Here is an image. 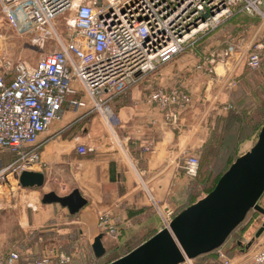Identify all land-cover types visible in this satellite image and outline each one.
Wrapping results in <instances>:
<instances>
[{
	"label": "built area",
	"instance_id": "2783aa9c",
	"mask_svg": "<svg viewBox=\"0 0 264 264\" xmlns=\"http://www.w3.org/2000/svg\"><path fill=\"white\" fill-rule=\"evenodd\" d=\"M262 2L0 0L1 23L22 37L47 30L53 33L54 22L63 15L68 17L66 41L59 44V49L44 53L33 67L18 72L16 68L5 69L0 62V211L13 206L18 198L15 195L22 188L20 174L40 169L38 139L65 106L78 112L90 102L89 110L100 111L108 123L113 116L107 106H101L105 95L119 86L136 83L156 65L168 63L188 40L214 30L230 17L234 7L260 15ZM227 49L219 60L234 50ZM262 49L264 46L257 45L245 53L243 65L250 70L259 69ZM212 56L206 60L211 74L215 72L211 69L215 55ZM148 102L168 111L167 118L175 122L174 109L186 106L189 98L176 90L166 93L157 88ZM103 110L109 111L110 117ZM76 152L84 155L87 149L78 146ZM197 167V157L189 156L184 167L186 174L194 177ZM97 231L110 238L118 236L112 213H100ZM249 242L245 248L254 247L252 255L246 252L241 257L244 261H239L218 251L220 264H264V244L252 242L248 246ZM60 259L65 261L63 255ZM0 264H51V260L46 257L23 263L18 252L10 251L0 257Z\"/></svg>",
	"mask_w": 264,
	"mask_h": 264
},
{
	"label": "crops",
	"instance_id": "0c3cea01",
	"mask_svg": "<svg viewBox=\"0 0 264 264\" xmlns=\"http://www.w3.org/2000/svg\"><path fill=\"white\" fill-rule=\"evenodd\" d=\"M209 50L213 51L212 48ZM212 54L209 51H197L194 56L196 64L200 62L204 64ZM215 70V73L219 72L218 68ZM222 74L206 77L193 73L196 77L188 76L191 83L188 82L190 83L188 85L185 81L183 91L191 96V101L181 109H174L175 122L167 118L168 111L148 102L149 95L157 88L163 89L166 93L177 88L176 85L172 87L171 84H167L166 79L165 81L160 78L149 79L148 73L136 83L119 86L112 93L105 95L102 103L108 106L114 116L115 132L110 129L102 114L98 115L108 131L111 130L115 145L106 137L99 140L94 138L95 128H90L94 121L89 115L85 122V118H81V122L87 123V126L81 127L82 136L74 134L73 125L64 129L65 124L63 125L62 120L71 112L65 106L57 121H54L48 131L38 139L40 164L38 172L44 175L46 181L43 187L35 189L38 193L42 190V193H39L38 207L28 218L30 228L43 233L66 229L67 235L72 224L79 228L78 222L83 233L95 236L97 214L109 211L116 218L119 229V238L115 239L117 240L115 243L125 248L128 246L127 241L130 242L126 238H129L128 234L134 237L138 230L130 233L131 223L143 211L155 208L157 213L160 211L166 213L165 217L169 211L179 215L206 197L229 168L219 176L212 190L204 192L199 188L198 180L200 181L201 176L198 174V167L194 177L186 174L184 167L189 156L198 157L209 147L212 135L219 133L222 121L229 115L231 109L226 107L231 106L234 91L232 84L226 88L225 82L229 75L223 77ZM86 108L88 111L89 106ZM110 112H107L108 117ZM71 114L72 120L76 119L73 112ZM77 146L85 147L87 152L79 155L76 152ZM225 152L220 150L217 154ZM52 172L60 175L59 177L66 180V183L58 182V185L54 186L50 184L47 178L50 179ZM74 189H77L86 200V205L75 215H70L67 209L57 204H41V197L45 193L54 192L59 196H65ZM34 193L36 196L37 193ZM32 204L34 206V203ZM256 217L251 220L249 228L247 227L248 229L241 234L245 243L234 240L230 246L226 239L217 249L187 261L188 264H197L195 262L197 260L204 263L207 261L208 264H220L214 257L215 252L222 250L229 257L244 261L241 257L249 252L245 248L246 243L252 240L259 227L264 224V215L258 214ZM58 219H62L61 229L56 228ZM48 226L52 229L48 230ZM82 231L77 229L76 232L82 236ZM4 235L0 234V257L4 256L2 238ZM261 235L253 242L264 244ZM238 242L243 245L240 247Z\"/></svg>",
	"mask_w": 264,
	"mask_h": 264
},
{
	"label": "rangeland",
	"instance_id": "374dc122",
	"mask_svg": "<svg viewBox=\"0 0 264 264\" xmlns=\"http://www.w3.org/2000/svg\"><path fill=\"white\" fill-rule=\"evenodd\" d=\"M259 11L261 12L260 15L257 13L249 14L242 11L241 6L234 7L232 9V15L220 22L214 30L205 32L194 39L188 40L178 55L168 63L156 65L155 69L149 72V79L160 78L163 81L166 79L167 84H171L172 87L176 85L177 88H175V90L182 92L183 95L189 98L187 104L190 103L191 96L183 90L185 81L191 83V79L190 77L188 78V76L196 77L193 73H198L206 77H212L219 73L222 74V72L223 77L229 75L230 80L228 78L225 84L226 88L232 84V89L234 91L232 96L234 108L239 111H244L245 113L247 112V120L251 121V127L254 125L256 128L253 132H250L251 135L248 137H246L248 135L247 132L243 136L234 137L233 139H231L230 136L231 141L227 144L223 143L222 145L221 152L226 151L224 154H218L216 157H209L207 155L203 158L204 170L202 169V174L200 172L201 178L200 181L198 180V183L199 188H202L204 192L214 188L219 176L227 170L238 157L254 148L259 131L262 125H264V66H261V68L259 67L257 70H250L246 64L245 66L243 65L245 53L253 51L257 45L264 46V2H262V5L259 7ZM67 18V16L63 15L54 22L53 33L47 30V32L43 31L37 36L33 33L32 35L23 37L9 29L6 25H3L0 19V62L5 66V69L10 70L16 68L18 72H21L27 67H33L44 53L59 49V44L66 41ZM228 47L234 48L232 54L230 52L228 57L219 60L220 57H223L221 52L228 50ZM211 48L213 51L209 50ZM198 50L209 51L215 55L211 69L215 70L218 68V73H215L216 70L213 74L208 72V61H204V64L203 62L196 64L197 60L194 56L196 54L195 51L197 52ZM262 52H264V49L261 51V54H264ZM262 62H264V58H262ZM190 83H188V85ZM218 85L220 84L218 83ZM223 87L225 91V86ZM223 94H225V92ZM88 106V109H91L90 104ZM101 106L104 107L107 105ZM254 106L258 107L257 110L254 109ZM230 107H232V105ZM86 111L87 108H81L78 112L71 111L70 114L68 113L67 118L62 120L63 125L65 124L64 129L71 128L73 125L75 128V130H72L74 134L82 136L81 127L87 126V123L84 122L87 121V115H89L94 121L92 126L89 125L91 129L95 128L94 138L99 140L101 137H106L112 142L114 138L111 130L108 131L105 123L100 119L98 115L100 111L98 112L96 109ZM72 112L76 117L74 120H72ZM83 117L85 120L81 122V118ZM113 117L112 119H108V124L111 127L110 129L114 131V129H116V122H114ZM55 121H57V119ZM254 121L257 122L253 123ZM218 137L223 138L220 134ZM112 143L115 145L114 141ZM231 151H234V154H231ZM194 157L197 156L194 155ZM199 158L201 159V156L197 157L198 161ZM52 173L50 179L47 178L50 184L54 186L58 185V182L66 183V180L59 177L60 175L58 176L56 173ZM34 192L37 193L36 196ZM39 193L41 194L42 190H40ZM39 193L35 191V189L21 188L15 195L18 196V198L14 202V205L0 211V234H5L2 237L4 243V256L10 251H16L20 255L21 262H29V260L39 261L49 257L51 264H110L145 244L151 235H156L160 231L168 229L170 222L177 216L169 211L167 217H165L166 213L162 211L157 213L155 208L154 210L151 208L150 210L143 211L131 223L130 233L133 232V230H138L135 232L134 237H132L133 235L130 236L131 234H128L129 238L126 237L127 240H130V242L127 241V247L123 248L117 246L115 243L117 240L115 239L119 238L118 236L116 238H110L106 235H102L101 243L105 253L102 256L103 258L97 261L98 258H95L91 250V245L94 238L99 235L98 231L95 236L87 235V233H83L82 226L77 222L79 228L72 224L70 230L67 232L69 237L74 235L72 242H70L65 233L66 229L58 230L50 234H42L30 228L31 226H29L28 218L31 216L32 212H34L33 210L38 207L37 203L40 199ZM32 203H34V206ZM256 204L264 208V192L257 198ZM28 208H30V210L27 211ZM258 214L259 213L252 209L248 211L244 220L233 230L232 234L228 236L226 243L231 246L234 240L244 242L241 234L249 228L248 226L252 223L251 220L256 219V215ZM97 215L98 218L100 213ZM62 217H64V215ZM260 218H262V216H260ZM145 222L147 224H145ZM56 223V228L61 229L63 225L61 224L62 219H58ZM141 226L143 227L139 229ZM75 227L76 230L74 229ZM47 229L49 230L52 228L48 226ZM77 229L82 231V236L76 232ZM261 236L262 239H264V233H262ZM247 250H249L248 254L252 255L254 247L248 248ZM221 253L225 254L223 250ZM61 255L65 258L64 262H61ZM225 255L228 257L227 254ZM214 259H218V252H215ZM195 262H197V264H208L207 261L206 263H204V261L198 262V260ZM185 264H188V262Z\"/></svg>",
	"mask_w": 264,
	"mask_h": 264
},
{
	"label": "water",
	"instance_id": "95a60500",
	"mask_svg": "<svg viewBox=\"0 0 264 264\" xmlns=\"http://www.w3.org/2000/svg\"><path fill=\"white\" fill-rule=\"evenodd\" d=\"M44 175L24 171L19 184L24 189L44 185ZM264 192V125L257 142L249 152L240 156L218 180L215 188L203 199L177 215L168 229L160 231L145 244L110 264H182L220 247L230 233L244 220L251 209L264 215V208L256 204ZM41 204H57L77 214L86 200L77 189L68 195L54 192L42 195ZM264 233L262 224L248 246ZM102 234L96 236L91 250L96 258L104 255Z\"/></svg>",
	"mask_w": 264,
	"mask_h": 264
},
{
	"label": "trees",
	"instance_id": "16d2710c",
	"mask_svg": "<svg viewBox=\"0 0 264 264\" xmlns=\"http://www.w3.org/2000/svg\"><path fill=\"white\" fill-rule=\"evenodd\" d=\"M198 51H201V50H198ZM195 53H196V51H195ZM262 53H264V52H262ZM262 58H264V54H261L260 68H261V66H264V62H262ZM230 103L232 105L231 110L229 111V115H228L227 119L225 121H222V124L220 125L221 127L219 129V133L218 134L214 133L212 135V137L208 143L209 147H207L205 150H203L201 152V155H200L201 159L199 158V161H198V170H199L198 174L199 175H200V172L202 174V172L204 170L203 158H205L207 155L209 157H211V156L216 157V155H218L217 153L221 150L223 143L227 144L234 137H241L246 132L248 134L246 137H248L251 135L250 132H253V130L256 129L254 127V125H252V127H251V121L247 120L248 113L247 112L245 113L244 111H239L238 109L234 108L233 101H231ZM257 108H258L257 106H254V109L257 110ZM256 122L257 121H254L253 123H256ZM248 130H251V131H248ZM219 134L222 135L223 138L218 137ZM230 136H231V139H230ZM230 153L234 154V151H231ZM35 232H39V231H35ZM40 233L43 234V232H40ZM45 234H50V233L46 232ZM73 238L74 237H72V236L67 237L68 241H70V242H72ZM73 242H74V240H73ZM102 258L103 257L98 258L97 261L101 260ZM32 261H34V260H32ZM29 262H31V260H29ZM23 263H28V262H23Z\"/></svg>",
	"mask_w": 264,
	"mask_h": 264
},
{
	"label": "bare ground",
	"instance_id": "6f19581e",
	"mask_svg": "<svg viewBox=\"0 0 264 264\" xmlns=\"http://www.w3.org/2000/svg\"><path fill=\"white\" fill-rule=\"evenodd\" d=\"M103 112H105V110H103ZM108 112V111H107ZM107 112L105 114H107ZM108 115V114H107Z\"/></svg>",
	"mask_w": 264,
	"mask_h": 264
}]
</instances>
